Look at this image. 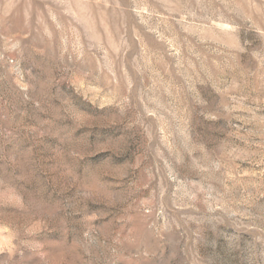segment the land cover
<instances>
[{"label":"rangeland","instance_id":"374dc122","mask_svg":"<svg viewBox=\"0 0 264 264\" xmlns=\"http://www.w3.org/2000/svg\"><path fill=\"white\" fill-rule=\"evenodd\" d=\"M0 264H264V0H0Z\"/></svg>","mask_w":264,"mask_h":264}]
</instances>
